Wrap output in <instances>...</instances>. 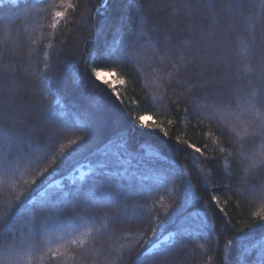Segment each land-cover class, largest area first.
I'll list each match as a JSON object with an SVG mask.
<instances>
[{
	"label": "trees",
	"instance_id": "trees-1",
	"mask_svg": "<svg viewBox=\"0 0 264 264\" xmlns=\"http://www.w3.org/2000/svg\"><path fill=\"white\" fill-rule=\"evenodd\" d=\"M59 3H0V107L19 117L22 153L30 151L27 141L44 148L38 162L14 168L0 183V215L28 209L11 232L3 234L0 223V264H134L155 243L167 250L148 264H257L251 245L264 241V221L256 215L264 213V0H241L240 12H220L215 24L212 12L219 7L207 9L203 0H63V7L53 6ZM56 11L65 17L54 29ZM139 16L149 35L125 59L138 39ZM149 39L155 48L145 43ZM93 69L124 83L114 92ZM141 115L160 128L151 135L132 131L128 122ZM86 125L99 138L90 150L76 152ZM117 132L136 158L121 175L98 177L97 161ZM19 154L13 148L9 162ZM80 166L88 173L71 180ZM181 169L195 200H185L176 178ZM55 181L53 199L69 193L62 215L38 207L40 191ZM69 218L74 231H50L53 222Z\"/></svg>",
	"mask_w": 264,
	"mask_h": 264
},
{
	"label": "snow or ice",
	"instance_id": "snow-or-ice-1",
	"mask_svg": "<svg viewBox=\"0 0 264 264\" xmlns=\"http://www.w3.org/2000/svg\"><path fill=\"white\" fill-rule=\"evenodd\" d=\"M4 0H0V3H3ZM54 7H63V0H61V3L53 5ZM75 5L69 3L67 4V8L75 9ZM185 7H191V3H186ZM203 7L214 10L217 7H219V12H212L213 22L215 24L216 17L219 16L220 12H227V13H238L242 9L241 0H229V2L226 5H216L213 3V0H203ZM99 11V9H97ZM54 17V22L52 24V28L57 27V23L64 19L65 12L64 11H56L52 13ZM138 27L136 31V37L138 39L134 40L133 46L129 48L128 53L125 57L127 59L129 56L132 55L133 51H136V45L140 43V40H143L145 37L149 35L146 24L147 21L143 18V16L138 17ZM213 24V26H214ZM118 43V42H117ZM145 43H147L150 47L155 48V45L152 43V41L146 40ZM165 43H170V41L165 38ZM51 47V45H49ZM115 49H112L111 52H109V55L114 52ZM183 59V57H181ZM176 67L177 73L179 72V67ZM250 70V69H248ZM92 75L95 77L97 81L103 80L104 83H108L105 77V73L93 69ZM110 75V73H109ZM262 76H264V70H262L261 73ZM171 78V74H169V79ZM121 83H124L123 80L120 81ZM42 85L45 87L48 85V81L44 80L42 81ZM115 92V89H113ZM191 91V89H189ZM255 95V93H254ZM117 99H119V95L117 94ZM156 97H153V100H155ZM187 109H185L186 111ZM259 115V112L257 113ZM152 117L150 115H141L137 118H134V123L132 121H129L128 123L131 125L132 131H139L142 135H151L156 128H160V125L158 124H149L147 121L151 120ZM0 122H3L4 124H8L9 127H4L0 125V183H4L8 175L14 174L13 169H18L21 165H30L31 163L38 162L41 155L44 153V148L41 147L39 144H36L34 141H27V146L29 147L30 151L28 153H22L21 147L25 144L24 135L21 132V130L18 127L19 124V117L15 115V113L11 110V107L9 109H3L0 107ZM117 122L119 123V119L117 118ZM81 132L87 133V138L82 139V142L78 144V147L76 149V152H84L90 150L91 145L99 138L100 132L92 126H83L79 129ZM161 131H164L161 128ZM164 135L167 136L168 133L164 131ZM73 144H77L78 142L76 140L71 141ZM179 143V141H178ZM185 143H187L185 141ZM128 141L123 132H117L115 136H113L104 147V151L102 152V159H99L97 161V175L98 177H109L114 175H121L122 173L126 172L127 169H125L123 166L125 163L130 164L131 160L136 158L134 154L128 151L127 147ZM189 148L194 149V151L200 153L203 155V152L199 147H195L194 145L188 143L187 145ZM15 148L20 153L17 155L13 161L9 162V156L12 155V149ZM35 156V161L33 160V157ZM48 169L45 168L44 172H40L39 175L43 176L45 172H47ZM203 172V170H201ZM179 179L181 185L184 187V196L185 200L187 202L188 199L195 200V195L193 194L191 197H189L188 193L189 191L194 187L191 183L190 178H188L187 173H185L182 169L180 170L179 176L176 177ZM133 179H135V176H133ZM31 183L35 184L36 181L33 180ZM57 185L55 183H49L46 188H44L43 191H40L39 194V202L38 207L42 209H53L57 212L58 215H62L63 208L62 205L65 203V200L69 193H62L60 194L56 199H53L55 196V193H53L51 190L56 188ZM173 187H175V184H173ZM205 187H207V182L205 181ZM91 191L89 193H86L85 195H91ZM114 199V198H113ZM213 201H217V197L213 195L211 197ZM29 204L33 203L32 200L28 201ZM28 209L23 206H18L16 215L14 217H10L9 213L6 211L3 215H0V223L6 224L5 233L11 232L13 225L16 223V221L20 218V216L23 214V212L27 211ZM220 211L223 212V208L220 209ZM260 217L261 221H264V213H257ZM159 228V223H156L154 226L151 227V231L153 235L156 234L157 229ZM75 230L76 224L75 221L71 218L63 224H61L58 220L53 222V227L50 231H53L54 233L59 234L60 232H67L69 230ZM42 235H44V238L47 239L48 236L46 234L45 229H42ZM0 234V235H3ZM29 235H32L31 229H29ZM73 243H75L73 241ZM166 244V242H164ZM229 244H231V241H229ZM251 248H257V264H264V241H258L257 243L251 245ZM167 249L165 247H162L161 245H149L148 248H146L144 251H142L136 258L134 264H148V259H155L157 255H163L164 252ZM248 246L245 247V251H248ZM131 251V250H129Z\"/></svg>",
	"mask_w": 264,
	"mask_h": 264
},
{
	"label": "rangeland",
	"instance_id": "rangeland-1",
	"mask_svg": "<svg viewBox=\"0 0 264 264\" xmlns=\"http://www.w3.org/2000/svg\"><path fill=\"white\" fill-rule=\"evenodd\" d=\"M104 72V71H102ZM106 75L104 77V79H106L108 81L107 84H109L111 86V88L116 89L118 88L122 83L120 82L121 80H119L115 75L111 74L109 75L108 72H104ZM101 82H103V80H100ZM152 119L147 121V123H151ZM88 173V169L84 166H80L78 167L73 173H71L69 175V178L71 180L74 179H81L83 178L86 174ZM55 184H59V181H55ZM158 243H155L154 245H157Z\"/></svg>",
	"mask_w": 264,
	"mask_h": 264
}]
</instances>
